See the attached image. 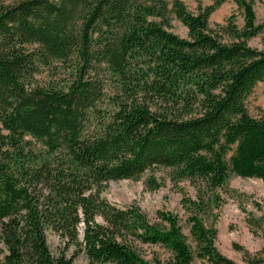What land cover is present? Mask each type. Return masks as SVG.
I'll use <instances>...</instances> for the list:
<instances>
[{"label": "trees", "instance_id": "obj_1", "mask_svg": "<svg viewBox=\"0 0 264 264\" xmlns=\"http://www.w3.org/2000/svg\"><path fill=\"white\" fill-rule=\"evenodd\" d=\"M224 1L192 13L179 0H0V264H233L191 200L193 250L171 215L150 223L102 196L152 167L210 190L264 181V114L244 103L264 85V28L251 0H231L240 27L232 14L210 27Z\"/></svg>", "mask_w": 264, "mask_h": 264}, {"label": "rangeland", "instance_id": "obj_2", "mask_svg": "<svg viewBox=\"0 0 264 264\" xmlns=\"http://www.w3.org/2000/svg\"><path fill=\"white\" fill-rule=\"evenodd\" d=\"M179 1L192 13L211 3V0ZM251 1L255 22L264 28V0ZM230 14L240 27L241 11L231 0L222 2L209 15L208 25L222 24ZM168 24L169 31L185 37L186 28L174 15L170 14ZM247 43L262 47L258 36ZM244 103L251 116L264 114V85L256 83ZM149 177L156 182L155 188L148 186ZM102 196L117 207H138L150 223L161 224L157 213L171 215L176 219L185 244L193 250L187 222L190 211L183 204L184 199H189L195 204L191 214H196L203 227L213 232V247L221 257L233 264H264V181L260 179L229 175L223 185L210 190L198 179H175L170 168L152 167L135 179L108 181L103 185ZM55 242L54 239L50 241V248L55 247ZM142 255L145 259L152 255L161 260L168 257V253L159 247H143ZM73 264L87 263L83 255L78 254ZM192 264L208 263L194 257Z\"/></svg>", "mask_w": 264, "mask_h": 264}]
</instances>
